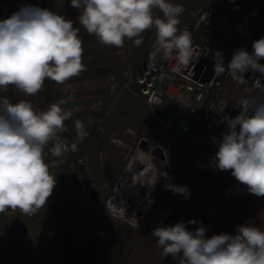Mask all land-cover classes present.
I'll return each mask as SVG.
<instances>
[{"label":"rangeland","instance_id":"374dc122","mask_svg":"<svg viewBox=\"0 0 264 264\" xmlns=\"http://www.w3.org/2000/svg\"><path fill=\"white\" fill-rule=\"evenodd\" d=\"M172 2L183 6L178 27L187 29L192 41L199 43L209 38L208 56H203L195 66L201 80L209 81L216 75L213 69L216 51L222 53L227 65L237 49L251 53L253 42L264 37V0H238L240 9L217 0ZM25 5L50 9L66 19L79 16V11L71 7V0H0V20ZM211 6L217 14L209 19L210 32L204 34L194 16ZM255 7L259 13L252 28L247 32L239 30L237 22ZM154 15L162 16V13L154 10ZM74 27L83 28L78 18ZM83 36L85 43L96 42L93 46H83L84 53L94 49L95 56L83 58L86 70L79 76L64 84L46 79L42 90L33 96H25L12 86L7 92H0V97L6 96L12 103L28 100L36 104L41 96L44 110L52 103L63 101L60 106L71 112L72 117L65 121V130L59 135L78 145L76 151L60 158L51 156V144L45 148L46 162L55 161L50 172L56 184L46 205L36 214L26 215L19 209L0 213V264H179V258L161 254L156 238L151 235L161 224L185 222L191 231L203 226L206 237L221 233L236 235L238 225L249 223L264 229V197L253 195L248 203L243 201L245 194L230 198L228 191L237 180L230 170L213 174L205 168L207 158L215 155L218 147L201 142L220 138L227 131L224 117L234 118L239 114L242 98L257 102L264 97L246 91L252 71L245 73L244 83H238L232 76L228 78L227 71L217 75L223 89L210 90L204 107L190 117L194 133L200 139L191 141L178 132L164 130L156 118L168 119L175 109L173 103L151 109L139 94L138 73L147 61L160 55L154 54L155 28L143 33V42L138 47L132 40H126L123 48L107 47L92 35ZM92 60L100 61L95 67ZM104 64L111 65L112 74L97 73ZM72 84L83 86L85 91L90 85L84 96L94 98L92 105L79 110L78 116H74V109L63 105L71 94ZM223 90L221 96L225 97L227 106L219 113L216 103ZM77 121L83 122L87 133L82 141L77 136ZM144 142L161 149L164 159L153 156L164 162L166 168L136 226L110 214L105 206L135 150H150L141 147ZM169 184L185 186L190 195L186 198L168 190ZM190 220L197 223L188 224Z\"/></svg>","mask_w":264,"mask_h":264},{"label":"clouds","instance_id":"9594fccd","mask_svg":"<svg viewBox=\"0 0 264 264\" xmlns=\"http://www.w3.org/2000/svg\"><path fill=\"white\" fill-rule=\"evenodd\" d=\"M71 7L79 10V24L101 45L123 48L126 40H132L138 47L143 33L155 28L154 54L168 57L175 52L182 63L191 55V33L178 27L184 8L172 0H71ZM154 10L162 16L154 15ZM79 32L73 20L32 5L0 20V92L12 86L33 96L46 79L64 84L79 76L86 70ZM252 49L251 53L237 49L227 65L216 51L214 72L227 71L238 83L245 82L250 70L264 77V64L259 63L264 59V37L254 41ZM62 103L38 111L28 100L12 103L0 97V213L19 209L26 215L36 214L56 184L50 172L55 161L46 162L45 148L51 144L54 158L77 150L76 143L69 144L59 135L72 117ZM239 109L234 118L224 117L227 131L218 140L213 137L218 144L214 166L230 170L251 194L264 197V100L242 98ZM76 131L82 141L87 134L83 122H76ZM166 188L186 198L190 195L185 186ZM236 232L206 237L205 227L191 231L185 222H177L161 224L151 235L161 254L179 258V264H264V229L249 223L238 225Z\"/></svg>","mask_w":264,"mask_h":264},{"label":"built area","instance_id":"2783aa9c","mask_svg":"<svg viewBox=\"0 0 264 264\" xmlns=\"http://www.w3.org/2000/svg\"><path fill=\"white\" fill-rule=\"evenodd\" d=\"M220 3H226L240 9L238 0H217ZM259 13V8L255 7L250 14L244 17L240 22H237L236 27L247 32L255 23V17ZM217 14L215 7H209L204 10H199L195 13L194 20L197 26H201L204 34L210 32L209 19ZM209 38L196 43L191 42V55L186 62H181L177 58V54L173 52L170 56L164 57L160 54L157 58L147 61L136 77V82L139 88V94L145 103L154 108L161 106L166 102H171L175 105V109L168 119L161 120L156 117L164 127V130H173L186 137L191 141H198L199 136L194 133L193 123L190 119L199 109L205 105L207 93L211 90L223 89L222 81L217 74L209 81L201 80L196 74L195 66L198 61L204 56H208L207 44ZM203 57V58H204ZM264 64V62H260ZM231 75L228 74V78ZM256 80H260L259 83ZM226 89V88H225ZM246 91L253 94H264V77L259 72H251L246 86ZM224 90L220 93L216 106L219 113H223L227 106ZM264 100L260 97L259 101ZM219 138H217L218 140ZM200 140V139H199ZM71 144V140H66ZM203 144H218L212 140H202ZM69 151L68 153H70ZM67 154V153H66ZM215 155H210L206 162L205 168L213 174L224 173L214 166L213 158ZM243 186V188H241ZM228 196L232 198L247 196V186L235 182L228 191Z\"/></svg>","mask_w":264,"mask_h":264},{"label":"bare ground","instance_id":"6f19581e","mask_svg":"<svg viewBox=\"0 0 264 264\" xmlns=\"http://www.w3.org/2000/svg\"><path fill=\"white\" fill-rule=\"evenodd\" d=\"M141 147L150 150H135L105 206L106 211L126 222H138L140 212L148 206L166 168L164 162L153 156L160 155V150L147 142Z\"/></svg>","mask_w":264,"mask_h":264},{"label":"crops","instance_id":"0c3cea01","mask_svg":"<svg viewBox=\"0 0 264 264\" xmlns=\"http://www.w3.org/2000/svg\"><path fill=\"white\" fill-rule=\"evenodd\" d=\"M79 10L76 9V12H78ZM78 17L76 18H72V20L74 21V26H75V23H76V20H77ZM83 28H81L80 32H79V35H80V38H82L83 34L85 33L87 36H90L86 30H82ZM84 38V36H83ZM96 42H92V43H85L83 41V46H93ZM93 57L95 56L94 54V49L91 50V51H87L86 53H83V58L85 57L87 60L90 59V57ZM100 60H98L97 62L92 60L91 64H95V63H98ZM104 61V60H103ZM101 63L103 64V62L101 61ZM105 63V62H104ZM95 67H96V64H95ZM100 66L97 65V68H99ZM117 66H115V70L117 69L116 68ZM90 69H88L87 71L89 72ZM94 73L96 72V68H94ZM98 72L97 73H100V74H112L113 73V70L111 68V65L110 64H104L102 65V67L100 68V70H97ZM93 88H95V84L92 85ZM86 91L84 90L83 86H80L78 84H72L71 85V94L70 96L66 97V102H64L63 105H67L69 108L71 109H74L75 110V114L74 116H78L79 115V110H81L84 106H88V105H92L90 104L94 98L92 97H88V96H84L85 94L87 95L88 92H89V89H91V86L88 85L86 88ZM94 89H92L91 91H93ZM84 91L86 93H84ZM90 91V92H91ZM41 96H39L38 98V102L36 104H33L34 108L36 110H44V108L42 107V103L40 102ZM16 103V102H15ZM148 106V105H147ZM150 107V106H148ZM152 109V107H150Z\"/></svg>","mask_w":264,"mask_h":264},{"label":"water","instance_id":"95a60500","mask_svg":"<svg viewBox=\"0 0 264 264\" xmlns=\"http://www.w3.org/2000/svg\"><path fill=\"white\" fill-rule=\"evenodd\" d=\"M157 150H160V151H161V149L158 148V147H157ZM159 156H160V158L164 159V154H163L162 151H161V153H160ZM241 188H243V186H242ZM252 197H253V194H251V193L248 191V189H247V196H246V198L243 199V201H244L245 203H248V202L252 199ZM230 198H232V196H230Z\"/></svg>","mask_w":264,"mask_h":264}]
</instances>
